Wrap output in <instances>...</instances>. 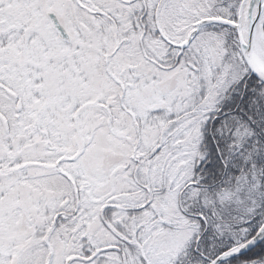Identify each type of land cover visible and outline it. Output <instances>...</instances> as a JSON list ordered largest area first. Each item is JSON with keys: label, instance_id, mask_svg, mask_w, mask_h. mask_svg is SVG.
<instances>
[{"label": "snow or ice", "instance_id": "1", "mask_svg": "<svg viewBox=\"0 0 264 264\" xmlns=\"http://www.w3.org/2000/svg\"><path fill=\"white\" fill-rule=\"evenodd\" d=\"M0 264H264V0H0Z\"/></svg>", "mask_w": 264, "mask_h": 264}]
</instances>
